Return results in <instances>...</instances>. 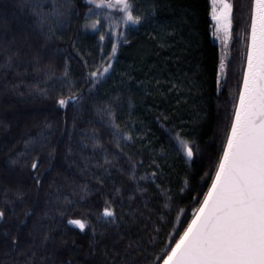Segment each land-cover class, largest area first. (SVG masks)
<instances>
[{
	"label": "trees",
	"instance_id": "trees-1",
	"mask_svg": "<svg viewBox=\"0 0 264 264\" xmlns=\"http://www.w3.org/2000/svg\"><path fill=\"white\" fill-rule=\"evenodd\" d=\"M228 1L233 5L232 26L223 66L213 38L211 0H136L139 12L157 8V23L131 32L127 44L110 31L105 32L106 24L99 32H84L81 26L85 24L83 13L88 5L85 0H72L78 16L72 18L62 41L48 45L49 49L66 48L73 54L70 75L78 83L72 91L86 87L82 79L86 70L71 48L72 41H78L81 51L91 53L90 62H99L101 47L107 55L112 43L118 44L117 59L113 61L115 72L98 85V90L93 89L91 98L85 94L81 109L57 106V92L45 97L35 91L30 94L25 86L13 90L11 84L17 78L11 72L7 81L0 77V209H11L4 200L5 189L8 200L15 204V213L9 211V222H0V227L17 224L29 208L33 213L27 223L29 227L33 222L37 225L34 239L26 235L27 228L21 232V248H27L29 243L33 248L19 257L20 261L26 260L31 251L36 253L35 264H51L52 260L59 264L69 259L71 264H155L161 258L157 253L166 254L164 249L174 243L173 236L178 238L177 229L183 231L186 227L211 184L242 83L251 0ZM19 4L20 0H0V36L8 40L15 37L21 67L29 69L24 79L29 85L39 81V86L44 87L43 72H32L31 58L40 53L39 67L44 69L51 53L41 48L43 38L28 27L31 15ZM101 33L106 35L103 42L99 41ZM56 66L59 75L62 58ZM52 83L59 88L57 82ZM19 92L25 94L21 96ZM68 94L66 89L62 92L64 96ZM114 96L121 99L113 104L111 119L119 124L122 133L131 136L121 144L123 151L112 136L110 118L97 112ZM45 124L51 125L46 131L50 147H56L57 152L51 161L52 170L37 189L28 169L11 166L9 161L23 148L29 134L34 135ZM167 129L173 130L171 138L179 134L197 150L191 159L178 141L172 139L176 147H170ZM93 130L106 152L93 148ZM48 150L41 155V170L49 163ZM105 155L112 161L105 165L107 175L103 168L96 167L97 163L103 164ZM132 161H142L137 163L134 175L146 177L144 180L130 179ZM152 161L160 165L159 170ZM86 165L88 171L82 172ZM93 172L105 176L104 184L93 177ZM153 172H157L154 179L150 178ZM85 184L87 190H82ZM137 186L146 191H136ZM17 190L22 197H16ZM106 200L115 201L111 205L115 222L101 216ZM69 219L83 220L86 228L81 231L68 225ZM46 232L53 239L42 244ZM92 240L97 241L96 252L90 255Z\"/></svg>",
	"mask_w": 264,
	"mask_h": 264
},
{
	"label": "snow or ice",
	"instance_id": "snow-or-ice-1",
	"mask_svg": "<svg viewBox=\"0 0 264 264\" xmlns=\"http://www.w3.org/2000/svg\"><path fill=\"white\" fill-rule=\"evenodd\" d=\"M85 3L88 7L83 13L85 20V24L81 26L83 31L99 32L106 24L108 27L104 28V31H110V34L123 44L128 43L127 36L131 32L138 31L145 25L157 23V8L152 6L146 13L139 12L136 0H85ZM211 4L212 19L216 21L217 30L223 29L226 35L229 34L233 5L228 0H211ZM19 7L29 11L32 23L28 27L43 38L44 43L41 48L51 53L44 69L39 67L40 53L31 58L32 72L36 74L43 72L45 86L40 87L39 81L29 85L24 79L29 75V69L27 66L21 67L23 62L20 49L15 47V37L8 40L0 36V77L7 81L8 73L11 72L17 78L16 82L11 84L13 90L18 91L25 86L29 88L30 94L35 91L45 97L51 92H57L58 98L55 101L57 106L62 109L74 106L79 111L85 94L88 93L91 98L93 89L98 90V85L106 82L115 72L113 61L117 59L118 44L113 42L111 51L107 55L104 54V47H101L99 62L96 60L90 62L91 53L81 51L77 46L78 41L75 39L72 41L71 48L86 70L82 76L86 87L72 91L78 83L70 75L69 62L73 59V54L66 48H48L53 42L64 39V32L71 27L72 18L78 16L72 0H20ZM105 9H116L117 12L113 14L104 11ZM93 16L97 19L90 20ZM105 39L106 35L101 33L99 41L103 42ZM246 47L247 59L242 84L239 87L230 128L226 133L222 154L211 184L191 219L187 220L186 227H183V231L177 229L178 238L173 236L174 243L168 244L164 249L166 254H156L161 258L156 260L155 264H264V0H251L250 31L247 34ZM59 58L63 59V70L58 75L56 62ZM52 82H57L59 88H56ZM65 89L69 92L67 96L62 95ZM24 94L19 92L21 96ZM120 99L119 96H114L110 103L97 108L98 113L110 118L109 122L113 127L112 136L118 148H121L124 141L131 139V136L122 133L119 124L111 119L114 114L113 104H118ZM129 107L131 108V101ZM50 127L51 125L45 124L34 135L29 134L28 139L23 142V148L9 161L11 166L27 168L37 189L42 186L46 173L52 170L51 161L57 152L56 147H50V134L46 131ZM167 131L170 133V147H176L172 143L174 139L182 146L183 153L189 159L196 154L197 150L188 141L183 140L179 134L171 138L173 130L167 129ZM92 139L94 149L107 151L95 138V130ZM70 141L71 134L69 143ZM45 149H49L47 152L49 163L41 170V155ZM68 151L71 153L72 148L69 147ZM177 151L179 154L178 149ZM129 160L131 161V157ZM137 163L142 161H132L130 179L144 180L146 177L137 178L134 175ZM111 164L112 161L105 155L103 164L97 163L96 167L103 168L104 174L107 175L108 168L105 165ZM151 164L159 170L160 165L155 161ZM81 171H88V166L86 165ZM92 175L100 184H104V175H97L95 172ZM156 176L157 172H153L150 178L154 179ZM87 187V184L81 186L82 190H87ZM115 191L117 194L120 193L119 188ZM136 191L146 190L137 186ZM7 193L8 189H5L4 200L6 205H11V209L7 207L0 209V222L3 224L9 222V211L15 213V204L8 200ZM15 195L20 198L23 193L17 190ZM104 203L101 216L110 218V222H115V211L111 206L115 201L106 200ZM32 213L33 209L29 208L23 212L24 219H20L17 224L12 227H0V264H35V251H31V255L26 260H19V257L27 255L33 248L32 243H29L27 248H21L20 240L21 232L25 228L28 229L26 235L34 239L37 225L33 222L29 227L27 223V218H30ZM60 215L63 216V213ZM67 224L74 225L81 231L86 228L85 222L81 219H69ZM52 239V235L46 232L42 244ZM96 243L95 240L90 241V255L96 252ZM104 255L107 256V252ZM41 259L48 258L41 257ZM51 264H57V261L52 260ZM59 264H71V260H61ZM111 264H115V261ZM149 264L152 262L149 261Z\"/></svg>",
	"mask_w": 264,
	"mask_h": 264
},
{
	"label": "rangeland",
	"instance_id": "rangeland-1",
	"mask_svg": "<svg viewBox=\"0 0 264 264\" xmlns=\"http://www.w3.org/2000/svg\"><path fill=\"white\" fill-rule=\"evenodd\" d=\"M211 18H212V8H211ZM214 23V29H213V38L214 41L218 44L219 50H220V65L223 66L225 59L227 57V44H228V36L226 35L225 31L223 29L217 30L216 21L213 20Z\"/></svg>",
	"mask_w": 264,
	"mask_h": 264
},
{
	"label": "water",
	"instance_id": "water-1",
	"mask_svg": "<svg viewBox=\"0 0 264 264\" xmlns=\"http://www.w3.org/2000/svg\"><path fill=\"white\" fill-rule=\"evenodd\" d=\"M249 31H250V29H249ZM246 59H247V58H246ZM246 59H245V67H246ZM245 67H244V68H245ZM242 80H243V79H242ZM241 84H242V83H241Z\"/></svg>",
	"mask_w": 264,
	"mask_h": 264
}]
</instances>
